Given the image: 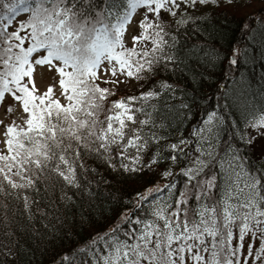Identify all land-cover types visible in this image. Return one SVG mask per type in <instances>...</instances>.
<instances>
[{"label":"snow or ice","instance_id":"6c2138e0","mask_svg":"<svg viewBox=\"0 0 264 264\" xmlns=\"http://www.w3.org/2000/svg\"><path fill=\"white\" fill-rule=\"evenodd\" d=\"M100 3L107 10L93 15L99 8L96 0H0V107L5 114L20 113L19 123L0 120V194L37 190L42 183L53 191L57 185L79 187L77 169H85L83 160L89 155L113 169L117 165L112 161L118 160L123 172L151 171L157 161L150 144L161 138L144 135L150 118L135 116L142 111L131 107L135 98L110 101L116 92L100 85L118 87L124 82L121 77L141 80V73L150 77L158 71L155 65L160 61L154 53L163 51L162 33L167 34L162 11L175 17L182 6L218 7L233 0ZM137 9L146 14L139 21L143 31L132 37L133 45L151 39V50L124 45L126 25ZM21 13H30V19L9 31ZM113 17L116 23L111 24ZM135 57L144 58L143 63ZM38 68L56 77L42 93L35 82ZM153 95L148 92L142 99ZM230 115L231 106L226 104L204 122L211 136L201 137L194 166L182 171L190 189L177 192L171 201L160 193L174 185L139 195L137 204L147 202L141 206L143 215L121 214L127 228L117 225L110 233L98 234L100 239L93 240L90 250L81 249L91 258L87 264H264V166L247 169L238 148L226 137L221 139L220 131L233 122ZM245 123L255 130L247 143H254L253 136L264 138V115ZM185 143L181 140L171 148ZM23 200L27 206L28 196Z\"/></svg>","mask_w":264,"mask_h":264},{"label":"trees","instance_id":"16d2710c","mask_svg":"<svg viewBox=\"0 0 264 264\" xmlns=\"http://www.w3.org/2000/svg\"><path fill=\"white\" fill-rule=\"evenodd\" d=\"M96 3L99 8L93 10V15L107 10L100 0ZM28 19L30 13H21L9 31ZM110 23H116L114 17ZM163 24L167 33H162L163 51L154 53L160 61L155 65L157 72L150 77L141 73V80L130 78V87L100 85L116 92L110 101L135 98L131 107L142 109L135 116L140 120L150 118L143 132L161 138L150 144L156 149L153 159L157 163L151 171L145 168L128 173L119 169L118 160L112 161L117 165L113 169L89 155L83 160L85 169H77L79 187L65 185L61 189L57 185L53 191L42 183L37 190L0 194V264H87L91 258H86L81 249L90 250L93 240L99 241L98 234L110 233L117 225L127 228L121 214L143 215L141 206L146 207L147 202L137 204L139 195H148V190L159 185H174L160 193L171 201L177 192L190 189L182 171L194 166L201 137L211 136L204 122L213 112L221 113L226 104L231 106L229 120L233 122L220 131L221 139L226 137L238 148L247 169L264 166V146L256 143L263 138L253 136L254 143H247L255 130L245 123L264 115V0L205 6L197 13H182L173 21L164 17ZM139 30L137 35L143 31ZM152 33L150 29V38ZM125 47L143 51L154 45L150 39ZM148 92L154 95L142 99ZM181 140L186 143L173 150L171 145ZM184 152H188L187 157ZM172 156L178 159L173 161ZM165 172L171 175L164 176ZM24 195L28 196L27 206ZM189 206H193L191 201Z\"/></svg>","mask_w":264,"mask_h":264},{"label":"rangeland","instance_id":"374dc122","mask_svg":"<svg viewBox=\"0 0 264 264\" xmlns=\"http://www.w3.org/2000/svg\"><path fill=\"white\" fill-rule=\"evenodd\" d=\"M204 7L205 6L197 5L195 8L185 9L182 6V8L180 10H178V15L175 17L170 16V14L167 13L166 11H162V15L166 19L173 21L175 19H178L182 13H188V12H189V14L191 12L197 13V12L201 11V9ZM145 14L146 13L144 12L143 9H137V11L135 13H133L130 24L126 25L125 34L123 37L124 44H126V45L132 44V37L136 36L139 33V31H140L139 29H141L139 27V21H141L143 19ZM14 23H15L14 26L16 27V22H14ZM55 79H56V77L53 73L46 72L42 68H38L36 73H35V82H36L37 87L40 89L41 93L43 91H45L46 88L55 81ZM121 80H123L124 82L121 83L118 87H124V86L130 87L133 85V81L130 78L125 79L124 77H121ZM104 85L108 86L109 84H104ZM56 94H57V96L59 95V88L58 87L56 88ZM61 102L67 103L63 99H61ZM12 106L14 109L17 107L16 105H12ZM19 115H20L19 111H14L13 113L5 114L4 108L0 107V120H3L5 123H8V122L13 121V120H15V121H17V123H19V120L17 119L19 117ZM2 133H3V128L0 127V139L3 138ZM261 141L256 142V143H258L260 146H264V138ZM0 147H2V145H0ZM159 187H160V185H159ZM151 190H153V189L148 190L147 193H149V191H151Z\"/></svg>","mask_w":264,"mask_h":264}]
</instances>
